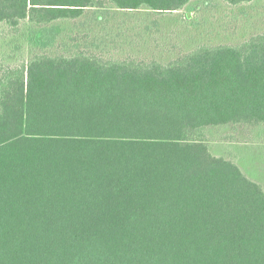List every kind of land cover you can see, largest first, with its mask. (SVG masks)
Wrapping results in <instances>:
<instances>
[{"label":"trees","instance_id":"obj_1","mask_svg":"<svg viewBox=\"0 0 264 264\" xmlns=\"http://www.w3.org/2000/svg\"><path fill=\"white\" fill-rule=\"evenodd\" d=\"M191 1L0 0L36 44L0 60V264H264V185L210 143L264 127V31L168 62L89 33L53 49L89 10Z\"/></svg>","mask_w":264,"mask_h":264},{"label":"rangeland","instance_id":"obj_2","mask_svg":"<svg viewBox=\"0 0 264 264\" xmlns=\"http://www.w3.org/2000/svg\"><path fill=\"white\" fill-rule=\"evenodd\" d=\"M55 28L59 36L53 49L57 52L70 48V35L89 33L101 37L121 55L135 52L147 58L161 51V59L168 62L201 44H237L264 31V0L238 7L222 0H193L182 10L160 14L107 6L89 10L77 21L58 22ZM34 41L27 24L18 31L0 24L2 64L15 66L26 61L35 50ZM210 143L215 154L234 158L251 178L264 185V127L217 128Z\"/></svg>","mask_w":264,"mask_h":264}]
</instances>
